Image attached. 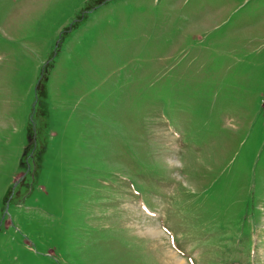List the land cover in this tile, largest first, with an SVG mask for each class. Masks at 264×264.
<instances>
[{
	"label": "rangeland",
	"instance_id": "rangeland-1",
	"mask_svg": "<svg viewBox=\"0 0 264 264\" xmlns=\"http://www.w3.org/2000/svg\"><path fill=\"white\" fill-rule=\"evenodd\" d=\"M0 264H264V0H0Z\"/></svg>",
	"mask_w": 264,
	"mask_h": 264
},
{
	"label": "bare ground",
	"instance_id": "bare-ground-1",
	"mask_svg": "<svg viewBox=\"0 0 264 264\" xmlns=\"http://www.w3.org/2000/svg\"><path fill=\"white\" fill-rule=\"evenodd\" d=\"M174 258H176V256L174 255V253H173V255H172ZM177 259V258H176ZM173 260V259H172ZM178 260V259H177ZM180 263H182L181 261H180Z\"/></svg>",
	"mask_w": 264,
	"mask_h": 264
}]
</instances>
